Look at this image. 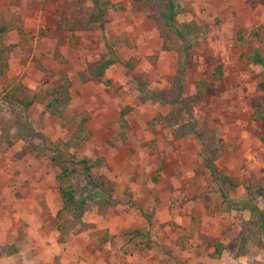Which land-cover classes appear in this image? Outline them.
<instances>
[{
	"label": "rangeland",
	"instance_id": "374dc122",
	"mask_svg": "<svg viewBox=\"0 0 264 264\" xmlns=\"http://www.w3.org/2000/svg\"><path fill=\"white\" fill-rule=\"evenodd\" d=\"M109 1L101 25L79 20L77 0H0V27H14L0 34V264H264V121L253 115V99L264 103V65L251 61L255 51L264 58V0H176L177 20L204 30L189 39L174 105L139 92L135 79L167 94L175 51L140 4ZM84 5L93 9L92 0ZM239 29L263 38L241 47ZM110 54L121 61L100 79L77 77ZM16 84L37 100L25 108L10 92ZM53 88H68L62 116L75 121L44 109ZM183 104L202 140L176 137L159 120ZM83 117L84 139L67 155L89 159V171L72 164L88 203L64 233L72 214L61 212L60 170L49 155ZM205 149L236 184L225 202Z\"/></svg>",
	"mask_w": 264,
	"mask_h": 264
},
{
	"label": "trees",
	"instance_id": "16d2710c",
	"mask_svg": "<svg viewBox=\"0 0 264 264\" xmlns=\"http://www.w3.org/2000/svg\"><path fill=\"white\" fill-rule=\"evenodd\" d=\"M78 1V14L79 20L85 23H96L100 22L101 25L105 23L107 18V7L114 6L109 0H92L93 9L90 11L86 8V0ZM136 4H140L144 10L151 13L153 23L165 42V47L169 50H173L176 53V74L173 79L171 89L164 95H157L154 91L148 89L147 82L142 78H136L135 83L139 92H146L150 94V98L161 105L171 104L174 105L179 103L178 96L182 94L184 83L183 75L186 68V51L189 47V39L200 35L204 30V25L194 21H178L177 18L183 13V7L176 0H132ZM14 27L10 25H4L0 27V34L5 31H9ZM262 29V27H261ZM22 29H19V32ZM237 39L241 47L246 46L255 41H261L263 35L257 30L244 31L243 29L238 30ZM1 59V58H0ZM120 58L115 55L110 54L108 57L103 58L98 61L94 67H88L86 70L78 71V78L82 81L88 80H98L108 67L114 63H119ZM251 61L255 64L264 65V58L260 56L258 51L252 53ZM3 71L0 69V74ZM129 71L127 72V74ZM260 90H264V81L259 84ZM13 96H21L20 101L23 106L27 108L35 100H37L38 95L34 94L28 96L23 92V87L20 84L13 85L10 89ZM48 96H52V99L45 104V110L58 116L63 117V112L66 109L67 102L69 101V90L64 88L61 90L48 89ZM177 97V98H176ZM254 105V117L264 121V103L253 99ZM126 110H122L120 113L119 120L117 123L120 127H124L126 122L125 119ZM79 115H73L70 118L63 117L67 122L75 121ZM84 117L77 121L76 127L68 135L67 140H58L52 146L51 153L49 155L50 160L59 168L58 178L60 179L59 185V196L62 201L61 212L72 214L71 222L64 226L62 230L64 233H69L72 227L80 220L85 210V206L88 203L86 197L78 196L80 190L86 188V185L78 184L73 177V166L76 162L82 163L85 168L89 171L88 158L83 157L78 159L75 155L70 157L67 155V151L70 148H77L80 142L84 139L85 135V125ZM159 120H164V124L169 126L175 133L176 137L184 136L188 133L195 132L202 140V135L196 131L195 124L189 115V111L183 104L182 107L172 109L168 111L165 115L159 118ZM33 132L31 131V134ZM21 134H26L23 131H18ZM28 136L26 135V138ZM264 142V136H261ZM4 138L0 137V142ZM7 144L11 145V141L7 140ZM203 162L208 167L212 178L216 184L217 191L220 197L225 202L229 193L235 188L236 184L231 177H229L223 170L217 169L213 164L210 153L207 149L204 151ZM73 177V178H72ZM246 202V201H244ZM257 220H259V227L262 228L264 232V219L260 214L257 215ZM142 240L149 245L151 240L148 232L145 229H140L136 232Z\"/></svg>",
	"mask_w": 264,
	"mask_h": 264
},
{
	"label": "crops",
	"instance_id": "0c3cea01",
	"mask_svg": "<svg viewBox=\"0 0 264 264\" xmlns=\"http://www.w3.org/2000/svg\"><path fill=\"white\" fill-rule=\"evenodd\" d=\"M78 73V72H77ZM77 77H78V75H77ZM171 132H172V134H174V131L171 129Z\"/></svg>",
	"mask_w": 264,
	"mask_h": 264
}]
</instances>
